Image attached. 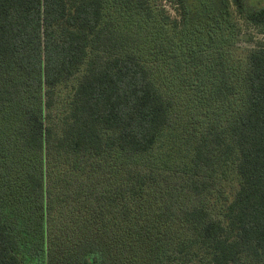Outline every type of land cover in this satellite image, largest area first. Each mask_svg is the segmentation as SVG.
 Here are the masks:
<instances>
[{"label":"trees","instance_id":"trees-1","mask_svg":"<svg viewBox=\"0 0 264 264\" xmlns=\"http://www.w3.org/2000/svg\"><path fill=\"white\" fill-rule=\"evenodd\" d=\"M107 1L0 0V264H153L173 259L165 250L264 264V42L226 61L218 50L206 58L209 33L204 52L174 37L159 45L178 22L163 27L142 0H113L140 16L132 39ZM175 1L180 25L198 33L227 22L228 0ZM231 1L264 32V0ZM149 56L174 57L183 86ZM192 80L209 83L229 116L206 118L188 159L171 163L154 150L173 135L174 97L192 98Z\"/></svg>","mask_w":264,"mask_h":264},{"label":"rangeland","instance_id":"rangeland-1","mask_svg":"<svg viewBox=\"0 0 264 264\" xmlns=\"http://www.w3.org/2000/svg\"><path fill=\"white\" fill-rule=\"evenodd\" d=\"M113 0L107 1V8L106 13L108 16H111L115 20L113 24L123 32H125L128 36L132 39L135 38V18L136 20L140 18L139 15H134L133 12H130L123 8H117L115 5L111 4ZM128 0H122L123 4H125ZM146 3V5L153 10V13L159 14L157 18L161 23L167 22L166 18H168L167 25L164 26H171L172 24L170 21L178 22L177 28H173L175 31H169L168 29H160V35L158 36V42L164 40L162 42L163 46H166L168 39L174 37V40H170L172 45L181 46V43L185 44V49L191 48V51L201 50L204 52L203 48H206V34L209 33L211 36V43L208 42L211 47H207L206 49H211L212 51L208 50L209 54H207L209 58L214 51L218 50L223 56L224 61L226 60H237L242 59L244 56L247 48L253 46L256 42H264V32H260L259 29L254 28L252 26L247 25L246 21L243 17L237 12L236 7L232 3L231 0H228V12H227V22L223 24V21H215V19H211L207 22V25L202 26L201 33H198V28L201 25H194V29H191L184 21V25L181 22V19L184 17L181 16V9L176 3L175 0H142ZM194 2L203 1V0H192ZM252 4H260L263 0H249ZM114 3V2H112ZM157 21V20H156ZM138 22V21H136ZM158 22V21H157ZM197 28V30H196ZM147 29H149L147 25ZM146 29V30H147ZM177 29V30H176ZM195 31L192 35L194 37L200 38V41H197L196 45L191 46L190 39H187V34L191 31ZM198 35V36H197ZM136 40V39H135ZM129 41V40H128ZM181 41V43H180ZM147 45V44H146ZM160 45V44H159ZM182 47V46H181ZM189 51V50H188ZM211 52V53H210ZM189 53V52H188ZM149 56V60L151 64L154 65V69L158 75L160 72V77L165 79L166 83L168 82L172 88L179 89L183 86L184 81L181 80L180 74L181 70L176 68L177 63L175 62L176 59L174 57H153ZM194 80V77H193ZM187 81L185 83L187 91H192L194 95L191 98V94L188 92L180 97V100H177L174 97V106L175 111L173 114L174 120L172 121L171 125L174 127V133L172 136H169V139L162 138L160 140L159 145L154 150V154L158 158H166L170 160L171 163L178 162L184 163L188 157L191 155L192 148L195 142L199 138V133L202 131V125L206 121V118H213L216 116L217 110H221L222 112L225 110H230L227 106L226 101L216 103L211 96V86L208 83L203 85L201 89L194 88V82ZM163 89H168L167 87L163 86ZM198 91V92H197ZM196 92V93H195ZM59 99L57 102L56 112L57 116L66 108V99H68L70 94L69 87H62L59 90ZM211 97V99H210ZM202 98V99H201ZM218 107L220 109H218ZM224 114L229 116V113L223 112ZM165 253H171L175 255L173 259L169 257L166 258L165 256H161L156 258L152 263L153 264H201L199 263L197 258H189L184 261L176 257V253L174 251L170 252L169 250H165Z\"/></svg>","mask_w":264,"mask_h":264}]
</instances>
